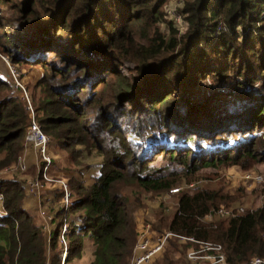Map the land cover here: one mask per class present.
Segmentation results:
<instances>
[{
  "label": "trees",
  "instance_id": "obj_1",
  "mask_svg": "<svg viewBox=\"0 0 264 264\" xmlns=\"http://www.w3.org/2000/svg\"><path fill=\"white\" fill-rule=\"evenodd\" d=\"M169 1L0 0V25L5 7L17 21L13 35L0 33V55L44 69L43 97H31L41 129L65 150L81 145L103 156L91 184L78 175L66 179L67 210L58 185L40 196L47 239L25 206V182L0 179V264H68L83 257L86 240L88 264H130L141 198L177 184L173 213L159 211L155 230L221 243L230 264L264 258V203L207 222L205 214L240 201L204 188L195 175L264 161V148L255 147L264 130V0H183L182 31L166 17ZM124 61L134 62V76L121 74ZM205 82L209 92L195 98ZM14 89L0 78V168L17 164L30 122ZM227 139L236 142L227 147ZM157 155L164 165H153ZM36 166L35 174L40 158ZM190 246L170 236L148 264H189Z\"/></svg>",
  "mask_w": 264,
  "mask_h": 264
},
{
  "label": "rangeland",
  "instance_id": "obj_2",
  "mask_svg": "<svg viewBox=\"0 0 264 264\" xmlns=\"http://www.w3.org/2000/svg\"><path fill=\"white\" fill-rule=\"evenodd\" d=\"M183 6L182 4H179L178 0H170L166 7L165 12L170 9L171 14L176 17V14H180L179 10ZM3 16L1 17V20H3L2 24L0 25V33L6 32L9 34H12L13 26L16 25L17 21L15 20V13L13 11H10L9 8H4L2 10ZM1 13V12H0ZM181 15V14H180ZM167 19V13H166ZM182 19V17H181ZM183 20V19H182ZM172 24H174L173 21H171ZM175 26V25H174ZM161 31L166 30V26L162 23L160 25ZM182 31V30H181ZM17 37V36H16ZM52 55V52L48 53L47 56ZM2 55H0V78L3 80L9 81L11 85L13 84V87L15 88V91H18L19 96L24 99L26 102V98L22 94V91L15 86V81L12 76V73L10 74L8 65L3 61ZM10 63V62H9ZM10 66H12L15 75L14 77L19 81V83L24 87L27 96L29 98V101L31 103V106L34 110L35 119L37 121V114L35 111V104L32 102L31 97H34L36 101H38L40 98L43 97V86L39 85V80L44 75V69L43 67L39 65H28V64H15L12 65L10 63ZM119 70L121 74L124 77L130 78L134 76V62L132 61H124L120 66ZM65 83H69L72 79H59ZM210 82L209 80H207ZM259 84V82L257 83ZM206 82L203 83L193 94L194 97H202L207 92H209V89L205 86ZM106 88L107 86L103 87V94L104 98L106 97ZM101 87L98 88L100 90ZM85 92L82 93L84 95ZM110 99V98H109ZM108 99V100H109ZM228 99L230 100H238L237 97H235L233 94H231ZM27 105V103H26ZM217 106V105H216ZM179 110L182 113L186 112V108H184V104L179 105ZM30 115V113L28 114ZM30 123V122H29ZM46 133V132H45ZM46 135L49 137V145H48V151L50 153V156L52 158V164L49 168V176L53 179H69L72 178V176L78 175L82 181L86 183V185L91 184L94 181V178L98 175L99 171V165L101 160L103 159V156L101 153L96 151L95 149L88 150L89 152L83 151V146L78 145L75 149L78 150L76 152H73V150L68 151L60 146L56 142L53 141V138L46 133ZM238 139V138H236ZM21 142L23 144V151L21 154L24 153V150H26L27 154L25 156V163L27 166V169L20 170L16 168V165H8L5 167L0 168V179H12V180H19L24 181L26 186V200H25V206L28 207L29 212L33 216V222L37 225H40L44 228L43 235L44 238H48V218L46 217L44 210H39V201L41 195H47L51 191H53L54 185L48 184L46 185L43 183V187H40L39 190L30 191L28 187L27 181L32 179L36 176V164L38 163L39 156L38 153L32 148L31 144H27L24 142L23 138H21ZM236 140L233 139H227L225 142V146H231L234 144ZM138 143V142H137ZM139 143H144L143 139H140ZM138 143V144H139ZM138 146V145H137ZM256 148H264V130H260L257 141L255 143ZM141 146H138L137 149H140ZM193 148V147H191ZM194 149V148H193ZM30 152V154H28ZM248 166L244 167L241 164H230L220 167H209L199 170L195 175L198 176L201 180L197 183L203 186L204 188L208 189H222L226 192H229L231 194H236L238 197V200L240 201V204L238 206L243 207V213L247 210L255 209L264 203V161L258 160V161H252L248 160ZM165 164V159L162 158L161 155H157L156 161L153 163L154 166H161ZM246 173H254L256 175H262L263 182L261 183H252L250 180H246L243 177ZM35 174V175H34ZM194 181V180H192ZM197 181V180H196ZM195 181V182H196ZM53 183V182H52ZM180 187L181 184H177L174 187ZM190 186L195 187V184L192 183ZM179 192V191H178ZM177 192V193H178ZM42 196V197H44ZM174 194L167 196V193H164L162 195H154L152 193L145 195V197L141 198L142 202L141 204L135 209L134 211V220L136 223V217L140 215L141 212H146L147 217L150 220H153L155 218V215L159 211H164V207L168 208V211H164L165 214L170 215L173 213L174 210ZM224 205V204H222ZM235 205V204H234ZM232 205V206H234ZM236 206V207H238ZM0 209H1V201H0ZM138 215V216H137ZM42 228V229H43ZM136 229V224H135ZM63 242V245H66V242L61 239ZM88 241L86 240L85 245L86 250L84 251V255L81 259H78L75 262H70L68 264H88L89 258H90V248L88 247ZM60 250V247H57V251ZM64 249L61 250L60 255L64 254Z\"/></svg>",
  "mask_w": 264,
  "mask_h": 264
},
{
  "label": "built area",
  "instance_id": "obj_3",
  "mask_svg": "<svg viewBox=\"0 0 264 264\" xmlns=\"http://www.w3.org/2000/svg\"><path fill=\"white\" fill-rule=\"evenodd\" d=\"M179 4L183 3V0H178ZM169 20L174 22V25L180 31L183 29V20L181 19L180 14H176L174 17L171 14V10L168 9L166 11ZM3 61L8 65V69L10 74L15 81V86L22 91V94L26 98L27 110L28 114L30 113V123L27 127L24 142L27 144H31L32 148L38 153L40 161L42 163V167L38 168L36 176L32 179L28 180V187L30 191L39 190L40 187H43V183L46 185L52 184V182L58 185L60 188H63L65 194L63 196L62 204L64 205V209L67 210L70 204V197L67 191V181L66 179H53L49 176V168L52 164V158L48 151V142L49 137L46 133L41 129L40 125L35 119L34 110L31 106L27 93L24 87L19 83V81L14 77L15 72L10 66L8 59L4 56H1ZM27 152L24 150L23 154H20L18 157V162L16 164V168L20 170L27 169L25 163V156ZM30 154V152H28ZM244 179L250 180L252 183H261L263 182L262 175H256L254 173H246L243 175ZM181 187H171L168 189L167 196L173 195L177 193ZM1 200V198H0ZM243 207L238 206L235 208H228L225 206H220L209 213L205 214L203 219L207 222H211L216 218L232 216L236 217L238 215L243 214ZM0 212L5 214L6 212L1 208ZM146 212H141L138 217H136V240L135 245L133 247V256L131 258L130 264H148L149 261L156 255L162 253L165 243L170 236H178L185 241H189L192 243V246L188 248L186 251V259L189 264H230L226 260V255L223 251V247L221 243L211 242V241H203L196 239L192 236H183L171 231L158 232L153 228L152 220L147 217ZM65 230V226L62 229V232ZM240 264H264V258L259 256L251 257L249 260L244 261Z\"/></svg>",
  "mask_w": 264,
  "mask_h": 264
},
{
  "label": "water",
  "instance_id": "obj_4",
  "mask_svg": "<svg viewBox=\"0 0 264 264\" xmlns=\"http://www.w3.org/2000/svg\"><path fill=\"white\" fill-rule=\"evenodd\" d=\"M63 258H64V260H65V258H66V253L63 254Z\"/></svg>",
  "mask_w": 264,
  "mask_h": 264
},
{
  "label": "crops",
  "instance_id": "obj_5",
  "mask_svg": "<svg viewBox=\"0 0 264 264\" xmlns=\"http://www.w3.org/2000/svg\"><path fill=\"white\" fill-rule=\"evenodd\" d=\"M1 201V200H0ZM2 208V207H1ZM0 214H2L1 212H0Z\"/></svg>",
  "mask_w": 264,
  "mask_h": 264
}]
</instances>
